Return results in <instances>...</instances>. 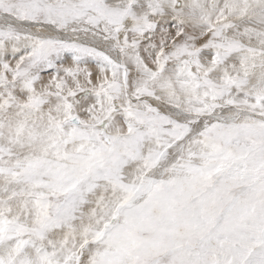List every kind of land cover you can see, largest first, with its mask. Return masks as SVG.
<instances>
[{
    "label": "snow or ice",
    "instance_id": "1",
    "mask_svg": "<svg viewBox=\"0 0 264 264\" xmlns=\"http://www.w3.org/2000/svg\"><path fill=\"white\" fill-rule=\"evenodd\" d=\"M0 264H264V0H0Z\"/></svg>",
    "mask_w": 264,
    "mask_h": 264
}]
</instances>
